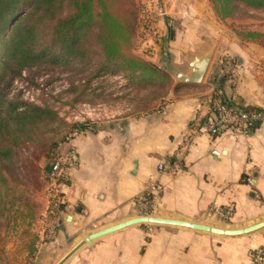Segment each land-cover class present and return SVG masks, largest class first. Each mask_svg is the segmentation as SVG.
I'll return each instance as SVG.
<instances>
[{
    "label": "crops",
    "instance_id": "obj_1",
    "mask_svg": "<svg viewBox=\"0 0 264 264\" xmlns=\"http://www.w3.org/2000/svg\"><path fill=\"white\" fill-rule=\"evenodd\" d=\"M165 2V15L157 19L163 40L170 31L166 53L175 46L180 58L191 44L213 38L218 43L215 53L232 56V64L221 60L212 69V60L201 84L176 83L162 105L72 134L66 146L76 160L69 154L62 159L65 177L58 181L65 198L57 225L60 253L50 256L49 264H58L92 233L137 217L227 230L264 221V123L216 135L196 125L197 118L212 116L211 100L221 92L235 103L232 108L264 112V46L239 39L222 45L227 38L223 33L218 38L207 21L211 14L205 13V0L196 2L203 24L199 30L189 28L190 0ZM185 33L191 36L183 38ZM161 163L171 169L160 170ZM263 247L264 226L225 235L145 222L85 243L63 264H255L254 254Z\"/></svg>",
    "mask_w": 264,
    "mask_h": 264
},
{
    "label": "rangeland",
    "instance_id": "obj_2",
    "mask_svg": "<svg viewBox=\"0 0 264 264\" xmlns=\"http://www.w3.org/2000/svg\"><path fill=\"white\" fill-rule=\"evenodd\" d=\"M135 1L140 2L142 17L147 21L150 30L137 37L136 52L155 61L154 63L169 73V78L150 76L141 71L109 72L96 76L94 74L98 58L87 64L64 58L53 69L25 68L22 75L13 82L10 96H19L39 105H49L64 121L56 123V131L47 135L49 142L66 135L65 141L59 147V152L64 157L69 154L67 142L73 133L80 130L73 128L74 126L93 129L118 118L148 112L167 101L174 85L181 83L177 80L176 73L179 67L186 65V57L190 51L195 50L196 44H191L188 53H183L180 58L174 51L175 46H172L173 51L166 53L170 31L163 40L158 32L157 19L158 15H165V0ZM197 1L199 0H190L191 14L188 18L189 28L199 30L203 24H199L201 14L196 10L197 4L199 6ZM205 3V13L211 14L207 21L214 25L213 31L218 38L222 33L227 38L221 40L215 36L221 40L222 45L234 44L238 39L246 42L240 32L248 29L264 30L263 10L250 9L249 12L254 17L241 16L223 21L218 17L212 1L205 0ZM152 21L154 30L150 26ZM232 21L235 23L232 24ZM185 30L189 31L188 28ZM189 36L191 35L185 33L183 38L187 39ZM207 41L214 42V39L208 38ZM162 44L164 48H161ZM178 45L180 46L179 43ZM231 57L222 56L218 51L214 54L212 69L221 60L229 65L234 59ZM175 62L181 65H175ZM211 75L212 72L209 77ZM40 153L41 148L37 143L19 149L12 158L13 172L5 173L8 178L9 202L6 207L9 211L5 215L0 213V264H49L51 257L56 258L60 253L58 248L62 236L57 231V225L65 206V198L60 193L64 186L54 179H48L44 171L45 158H37ZM0 186L1 191L5 192L6 188L1 183Z\"/></svg>",
    "mask_w": 264,
    "mask_h": 264
},
{
    "label": "trees",
    "instance_id": "obj_3",
    "mask_svg": "<svg viewBox=\"0 0 264 264\" xmlns=\"http://www.w3.org/2000/svg\"><path fill=\"white\" fill-rule=\"evenodd\" d=\"M211 1L223 21L254 17L250 9L264 11V0ZM141 9L135 0H0V183L6 188L2 192L0 186L1 215L9 211L5 173L13 172L17 151L39 144L37 158H45L44 171L50 180L58 171L56 165L62 164L59 147L66 138L48 141L47 135L64 121L49 105L10 96L14 80L25 68L53 69L64 58L86 64L98 58L96 76L141 71L169 78L165 69L136 52L137 37L150 31ZM240 35L246 42L264 46V30L251 28ZM217 97L235 106L222 92Z\"/></svg>",
    "mask_w": 264,
    "mask_h": 264
},
{
    "label": "water",
    "instance_id": "obj_4",
    "mask_svg": "<svg viewBox=\"0 0 264 264\" xmlns=\"http://www.w3.org/2000/svg\"><path fill=\"white\" fill-rule=\"evenodd\" d=\"M215 49H216V43L213 41H207L204 44L197 46L195 50L190 51L186 57V61H187L186 65L184 67H179V70L176 73L177 80L181 83L201 84L208 73V70L210 68L211 62L215 54ZM145 222L182 225V226H187L205 231H212L214 233L225 234V235L244 234L251 231H255L264 226V221H262L256 225L244 229L227 230V229L209 227L206 225L193 223L190 221L178 220V219H166V218L151 217V216L137 217L125 221L123 223H120L118 225L92 233L86 238L85 241H82L78 245H76L58 264H63L85 243L91 244L93 240L102 237L106 234L112 233L114 231H117L119 229H122L124 227L133 224L145 223Z\"/></svg>",
    "mask_w": 264,
    "mask_h": 264
},
{
    "label": "built area",
    "instance_id": "obj_5",
    "mask_svg": "<svg viewBox=\"0 0 264 264\" xmlns=\"http://www.w3.org/2000/svg\"><path fill=\"white\" fill-rule=\"evenodd\" d=\"M145 10H143L144 12ZM153 21L150 26L153 28ZM154 30V28H153ZM229 64H232L231 62ZM213 103V113L212 116L207 119H198L196 120V125L204 128L205 131L212 134H221L226 131L241 132L245 131L247 127L252 125L255 122L264 123V112L263 111H246L241 107H229L219 97H215L212 100ZM201 128V126H200ZM191 141H189V146H191ZM69 158L73 161L76 160V156L71 154ZM58 171L52 174L51 179H54L57 183L61 178H64L65 175L60 169V164L56 165ZM159 169L162 171H167L171 169L170 165H165L161 163ZM255 264H264V247L259 248L254 254Z\"/></svg>",
    "mask_w": 264,
    "mask_h": 264
}]
</instances>
